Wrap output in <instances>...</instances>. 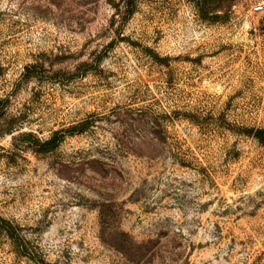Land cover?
Instances as JSON below:
<instances>
[{
	"label": "rangeland",
	"instance_id": "1",
	"mask_svg": "<svg viewBox=\"0 0 264 264\" xmlns=\"http://www.w3.org/2000/svg\"><path fill=\"white\" fill-rule=\"evenodd\" d=\"M262 0H0V264H264Z\"/></svg>",
	"mask_w": 264,
	"mask_h": 264
},
{
	"label": "built area",
	"instance_id": "2",
	"mask_svg": "<svg viewBox=\"0 0 264 264\" xmlns=\"http://www.w3.org/2000/svg\"><path fill=\"white\" fill-rule=\"evenodd\" d=\"M254 9L256 11H261V10H264V0H262L261 2H259L258 4H256L254 6Z\"/></svg>",
	"mask_w": 264,
	"mask_h": 264
}]
</instances>
